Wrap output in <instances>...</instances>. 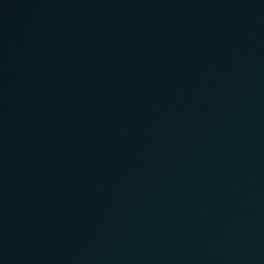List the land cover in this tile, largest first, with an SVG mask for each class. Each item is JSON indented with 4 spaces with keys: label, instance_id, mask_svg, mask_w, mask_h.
Instances as JSON below:
<instances>
[{
    "label": "water",
    "instance_id": "water-1",
    "mask_svg": "<svg viewBox=\"0 0 264 264\" xmlns=\"http://www.w3.org/2000/svg\"><path fill=\"white\" fill-rule=\"evenodd\" d=\"M0 264H264V0H0Z\"/></svg>",
    "mask_w": 264,
    "mask_h": 264
}]
</instances>
